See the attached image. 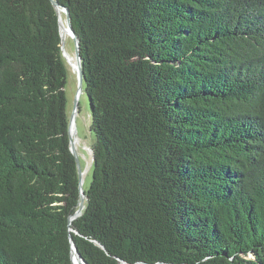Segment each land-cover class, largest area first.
I'll use <instances>...</instances> for the list:
<instances>
[{
  "label": "trees",
  "instance_id": "16d2710c",
  "mask_svg": "<svg viewBox=\"0 0 264 264\" xmlns=\"http://www.w3.org/2000/svg\"><path fill=\"white\" fill-rule=\"evenodd\" d=\"M56 1L79 39L93 178L70 224L59 16L0 0V264H73L70 236L87 264H264V0Z\"/></svg>",
  "mask_w": 264,
  "mask_h": 264
},
{
  "label": "rangeland",
  "instance_id": "374dc122",
  "mask_svg": "<svg viewBox=\"0 0 264 264\" xmlns=\"http://www.w3.org/2000/svg\"><path fill=\"white\" fill-rule=\"evenodd\" d=\"M64 21V20H63ZM67 27V24H65ZM65 35L64 57L70 67V78L67 86L69 114L72 117V136L77 154L80 159L82 185L85 191L90 188L93 178V162L91 146L95 137L90 131L91 116L90 102L85 92L78 97V110L74 112V105L78 92V75L73 65L76 64L75 43L68 34Z\"/></svg>",
  "mask_w": 264,
  "mask_h": 264
},
{
  "label": "water",
  "instance_id": "95a60500",
  "mask_svg": "<svg viewBox=\"0 0 264 264\" xmlns=\"http://www.w3.org/2000/svg\"><path fill=\"white\" fill-rule=\"evenodd\" d=\"M52 3L58 13L59 16V21H60V27L61 30L63 32L62 34V49L64 51V45H65V36L64 34H68L72 40L75 43V58H76V64L73 65L76 69L77 75H78V94H77V98L75 101V105H74V112H76L78 110V97H81V95L84 93V73H83V68H82V57L80 54V45H79V39L77 38L72 24H71V18H70V13L69 10L67 8H65L64 6L60 5L56 0H52ZM65 15V23L67 24V27H65L64 25V21L62 18V15ZM65 54V53H64ZM72 117H70V129H69V135H70V146H71V151L76 159V164H77V169H78V174H79V189H80V203H79V207L78 210L76 211V213L72 216H70L69 218V223L72 224L73 221L75 219H77L78 217H80L83 213V210L85 208V202L87 200V195L85 193V190L83 188L82 185V171H81V166H80V159L79 156L77 154L76 148H75V144H74V140H73V136H72ZM92 162H93V158H92ZM70 241H71V257H72V262L73 264H87L86 260L84 259V257L79 253V250L77 249L74 241H73V237L70 236Z\"/></svg>",
  "mask_w": 264,
  "mask_h": 264
}]
</instances>
